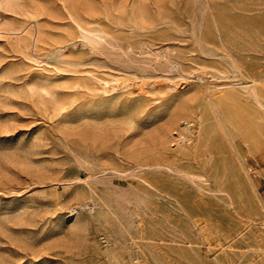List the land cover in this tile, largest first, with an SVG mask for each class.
I'll use <instances>...</instances> for the list:
<instances>
[{
	"label": "rangeland",
	"instance_id": "374dc122",
	"mask_svg": "<svg viewBox=\"0 0 264 264\" xmlns=\"http://www.w3.org/2000/svg\"><path fill=\"white\" fill-rule=\"evenodd\" d=\"M0 264H264V0H0Z\"/></svg>",
	"mask_w": 264,
	"mask_h": 264
},
{
	"label": "bare ground",
	"instance_id": "6f19581e",
	"mask_svg": "<svg viewBox=\"0 0 264 264\" xmlns=\"http://www.w3.org/2000/svg\"><path fill=\"white\" fill-rule=\"evenodd\" d=\"M97 130H98V127H97ZM119 131V130H118ZM114 134V133H113ZM117 134H119V133H117ZM108 135V134H107ZM126 135V134H125ZM112 136V135H111ZM109 139V138H108ZM107 141V140H106ZM98 142V141H97ZM137 142H139V141H137ZM137 146V145H136ZM71 214V213H70Z\"/></svg>",
	"mask_w": 264,
	"mask_h": 264
}]
</instances>
